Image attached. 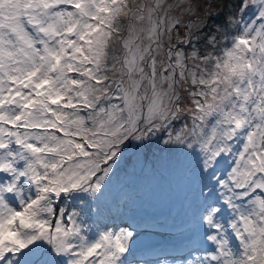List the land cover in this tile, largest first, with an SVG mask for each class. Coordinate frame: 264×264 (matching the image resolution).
I'll use <instances>...</instances> for the list:
<instances>
[{"label": "snow or ice", "instance_id": "1", "mask_svg": "<svg viewBox=\"0 0 264 264\" xmlns=\"http://www.w3.org/2000/svg\"><path fill=\"white\" fill-rule=\"evenodd\" d=\"M132 142L182 170V264H264V0H0V264H132Z\"/></svg>", "mask_w": 264, "mask_h": 264}, {"label": "rangeland", "instance_id": "2", "mask_svg": "<svg viewBox=\"0 0 264 264\" xmlns=\"http://www.w3.org/2000/svg\"><path fill=\"white\" fill-rule=\"evenodd\" d=\"M227 10L220 7L217 19ZM216 11L213 9L214 14ZM136 144L132 142L125 150L126 159L113 178L108 203L113 209L119 206L124 213L122 217L137 219L139 223L134 258H130L132 264H141V260L150 261L149 264H182L189 229L186 180L176 164L175 154L167 151L164 144L153 142L139 148ZM116 215L115 222L121 223L124 219ZM141 246L148 252H143ZM175 249L184 254L170 256Z\"/></svg>", "mask_w": 264, "mask_h": 264}, {"label": "bare ground", "instance_id": "3", "mask_svg": "<svg viewBox=\"0 0 264 264\" xmlns=\"http://www.w3.org/2000/svg\"><path fill=\"white\" fill-rule=\"evenodd\" d=\"M124 220H123V222L124 223H131V222H133L132 221V219H130L129 217H122ZM136 222H137V219H134ZM122 222V221H121ZM139 224V223H138ZM140 224H142V223H140ZM175 232H179V231H175ZM146 245V244H145ZM149 246V245H148ZM140 249H142L143 250V252H148L146 249H145V246H141L140 247ZM181 249H179V251H180ZM140 256V255H139ZM133 258H134V256H133ZM172 260L174 261L175 260V258L173 257L172 258ZM149 262L150 261H147V260H141V264H149Z\"/></svg>", "mask_w": 264, "mask_h": 264}]
</instances>
